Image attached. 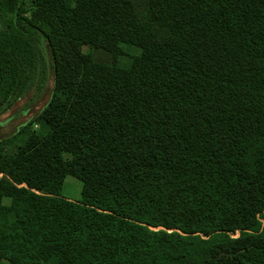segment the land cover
<instances>
[{
	"label": "trees",
	"instance_id": "16d2710c",
	"mask_svg": "<svg viewBox=\"0 0 264 264\" xmlns=\"http://www.w3.org/2000/svg\"><path fill=\"white\" fill-rule=\"evenodd\" d=\"M50 81L0 264H264V0H0V117Z\"/></svg>",
	"mask_w": 264,
	"mask_h": 264
},
{
	"label": "rangeland",
	"instance_id": "374dc122",
	"mask_svg": "<svg viewBox=\"0 0 264 264\" xmlns=\"http://www.w3.org/2000/svg\"><path fill=\"white\" fill-rule=\"evenodd\" d=\"M126 50L128 54L121 56L120 61L123 64H127L131 60V54L140 53L141 49L137 46H126ZM52 84L51 81L48 83L47 90L41 96H35V92H31L25 98L18 100L13 107L6 114L0 117V119L4 118H13L12 122L8 125L1 126L0 125V138L11 136L17 130V128H21L24 124L27 123L29 119L35 116L40 109L47 103L50 97ZM30 128L38 129L39 125L34 123L30 126ZM8 152L12 153L15 151V146H10L7 149ZM82 191V182L73 177L68 176L62 187V195L73 199L78 200L81 198Z\"/></svg>",
	"mask_w": 264,
	"mask_h": 264
},
{
	"label": "crops",
	"instance_id": "0c3cea01",
	"mask_svg": "<svg viewBox=\"0 0 264 264\" xmlns=\"http://www.w3.org/2000/svg\"><path fill=\"white\" fill-rule=\"evenodd\" d=\"M12 120H13V118H4V119H0V125L1 126H4V125H8V124H10L11 122H12ZM17 130H18V128H17ZM16 130V131H17ZM16 133V132H15ZM11 135H13V134H11ZM9 137V136H8Z\"/></svg>",
	"mask_w": 264,
	"mask_h": 264
},
{
	"label": "built area",
	"instance_id": "2783aa9c",
	"mask_svg": "<svg viewBox=\"0 0 264 264\" xmlns=\"http://www.w3.org/2000/svg\"><path fill=\"white\" fill-rule=\"evenodd\" d=\"M0 175H1V173H0Z\"/></svg>",
	"mask_w": 264,
	"mask_h": 264
}]
</instances>
